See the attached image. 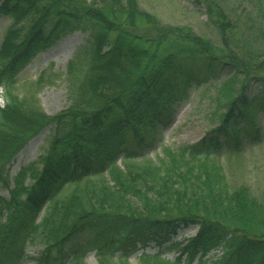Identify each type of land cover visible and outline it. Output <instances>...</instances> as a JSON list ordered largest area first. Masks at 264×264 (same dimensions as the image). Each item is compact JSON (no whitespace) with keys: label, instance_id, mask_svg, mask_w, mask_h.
I'll list each match as a JSON object with an SVG mask.
<instances>
[{"label":"trees","instance_id":"16d2710c","mask_svg":"<svg viewBox=\"0 0 264 264\" xmlns=\"http://www.w3.org/2000/svg\"><path fill=\"white\" fill-rule=\"evenodd\" d=\"M196 1L220 33H230L234 25L218 1ZM0 15L11 18L0 42V187L8 191L0 194V264H21L25 248L37 243L45 263L59 264L65 242L83 231L94 234L100 264H129L116 259L119 248L189 225L198 229L182 247L172 245L181 250L174 260L143 254L140 264H193L196 257V264H264V201L246 185L231 186L215 159L222 145L239 152L235 124H254L264 106V58L160 24L136 0H0ZM74 30L88 39L68 62L72 101L47 115L11 89L38 52ZM222 65L232 76L218 124L194 144L163 147L157 162L143 156L174 103ZM253 73L261 96L248 98ZM48 125L44 150L10 177L11 159ZM128 138L136 148L125 146ZM217 248L223 253L209 261ZM68 264H86L83 251Z\"/></svg>","mask_w":264,"mask_h":264},{"label":"rangeland","instance_id":"374dc122","mask_svg":"<svg viewBox=\"0 0 264 264\" xmlns=\"http://www.w3.org/2000/svg\"><path fill=\"white\" fill-rule=\"evenodd\" d=\"M90 1V0H86ZM138 8L155 17L158 23L171 26H186L198 36L209 39L214 44H227L237 52L248 50L250 55L259 60L264 58V0H216L224 9L229 21L234 25L230 33H220L216 25L208 18L206 7L196 0H136ZM11 18L0 15V42ZM232 32V33H231ZM88 34L74 30L62 35L46 50L38 52L16 76L11 91L19 98H33L37 106L47 115H53L71 104L73 83L67 71L68 62L75 59L77 52L86 44ZM203 73V72H202ZM237 75V74H236ZM232 76V71L222 65L215 76L209 77L202 84H192L187 89V96L174 103L166 124H158L153 133V140L142 148L143 156L157 162L162 156V148L175 149L191 145L207 136L210 129L218 124L219 113L223 111L227 98L224 96L225 82ZM240 78L243 74H238ZM237 79V78H236ZM238 79L233 82L236 85ZM260 78L255 73L245 80V94L248 98L261 96ZM6 93L0 89V105L5 101ZM241 128V148L238 153H230L224 145L215 154V159L222 165L229 184L233 187L248 186L251 191L264 201V106L255 116L254 124H235ZM258 130V136L254 131ZM52 125L43 128L33 136L29 146L23 149L22 159L13 157L7 165L10 177L20 167L34 160L46 147ZM39 136V137H38ZM38 137V138H37ZM135 147L130 138L126 147ZM124 146V145H123ZM123 153L118 155L121 165ZM0 194L7 197V189L0 187ZM1 219V214H0ZM198 227L179 226L175 232L149 237L146 244L136 241L126 250L120 248L114 253L116 259L125 257L129 264H140L143 254L159 253L165 259L174 260L181 252L172 245L182 247L187 239L195 235ZM94 234L83 231L65 242L59 264H68L76 250L83 251L86 264H100L97 244L92 241ZM43 244L29 245L25 248L21 264H47L42 260ZM223 249L217 248L207 254L209 261L221 256ZM54 254H52L53 256ZM186 257V255H184ZM183 257V258H184ZM197 257L193 264H196ZM52 264V263H51Z\"/></svg>","mask_w":264,"mask_h":264},{"label":"bare ground","instance_id":"6f19581e","mask_svg":"<svg viewBox=\"0 0 264 264\" xmlns=\"http://www.w3.org/2000/svg\"><path fill=\"white\" fill-rule=\"evenodd\" d=\"M39 137V136H38ZM37 137V138H38ZM31 142V141H30ZM30 142L28 143V144H26L24 147H22V149H20L17 153H16V155L14 156L15 158H17L18 160H21L22 159V152H23V149H26L28 146H29V144H30Z\"/></svg>","mask_w":264,"mask_h":264}]
</instances>
